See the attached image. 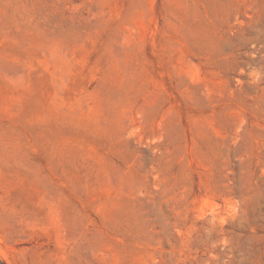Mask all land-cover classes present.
<instances>
[{
    "label": "rangeland",
    "instance_id": "374dc122",
    "mask_svg": "<svg viewBox=\"0 0 264 264\" xmlns=\"http://www.w3.org/2000/svg\"><path fill=\"white\" fill-rule=\"evenodd\" d=\"M0 264H264V0H0Z\"/></svg>",
    "mask_w": 264,
    "mask_h": 264
}]
</instances>
